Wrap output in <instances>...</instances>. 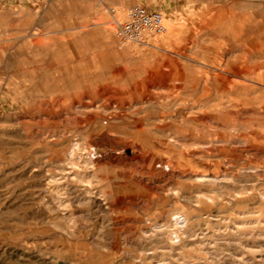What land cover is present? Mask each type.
Instances as JSON below:
<instances>
[{
    "label": "rangeland",
    "instance_id": "1",
    "mask_svg": "<svg viewBox=\"0 0 264 264\" xmlns=\"http://www.w3.org/2000/svg\"><path fill=\"white\" fill-rule=\"evenodd\" d=\"M0 264H264V0H0Z\"/></svg>",
    "mask_w": 264,
    "mask_h": 264
},
{
    "label": "built area",
    "instance_id": "2",
    "mask_svg": "<svg viewBox=\"0 0 264 264\" xmlns=\"http://www.w3.org/2000/svg\"><path fill=\"white\" fill-rule=\"evenodd\" d=\"M166 32L163 13L138 3L129 6L117 22L115 36L120 43H143L149 37Z\"/></svg>",
    "mask_w": 264,
    "mask_h": 264
},
{
    "label": "bare ground",
    "instance_id": "3",
    "mask_svg": "<svg viewBox=\"0 0 264 264\" xmlns=\"http://www.w3.org/2000/svg\"><path fill=\"white\" fill-rule=\"evenodd\" d=\"M177 218H178V217H177ZM183 219H184L183 216H179V222H182ZM179 233H180V232H179ZM168 234H169L170 239L172 238L173 235L178 236V232H177V230H169V231H168Z\"/></svg>",
    "mask_w": 264,
    "mask_h": 264
}]
</instances>
